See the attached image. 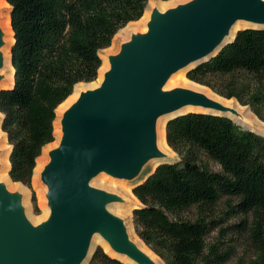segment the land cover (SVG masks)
<instances>
[{"label":"trees","instance_id":"obj_1","mask_svg":"<svg viewBox=\"0 0 264 264\" xmlns=\"http://www.w3.org/2000/svg\"><path fill=\"white\" fill-rule=\"evenodd\" d=\"M13 84L0 90L8 175L32 190L36 161L55 140L56 109L78 83L98 76V52L138 21L148 0H6ZM244 72L259 78L243 100L234 84L210 82ZM242 105L264 104V29H242L215 56L186 72ZM166 142L177 160L158 165L132 193L135 233L165 264H264V136L226 116L190 112L170 119ZM225 199L227 209L218 212ZM34 200V198H33ZM233 214H243L230 222ZM241 255L238 256L239 249ZM93 264H126L97 247Z\"/></svg>","mask_w":264,"mask_h":264},{"label":"water","instance_id":"obj_2","mask_svg":"<svg viewBox=\"0 0 264 264\" xmlns=\"http://www.w3.org/2000/svg\"><path fill=\"white\" fill-rule=\"evenodd\" d=\"M239 19L264 25V0H191L165 12L152 11L146 32L133 35L109 57L101 84L81 92L63 113L59 144L49 152L41 172L48 217L33 225L24 213L21 194L0 182V264H83L95 234L115 255L126 257V264H156L109 210L121 199L93 188L90 180L102 172L131 180L148 160L166 157L156 145V121L183 106L220 111L199 113L226 116L244 127L225 114L235 113L233 109L200 92L164 90L171 75L209 60L239 30L264 29L240 28L224 43ZM2 45L0 29V69ZM190 112L196 111L167 118L165 127L170 119Z\"/></svg>","mask_w":264,"mask_h":264},{"label":"bare ground","instance_id":"obj_3","mask_svg":"<svg viewBox=\"0 0 264 264\" xmlns=\"http://www.w3.org/2000/svg\"><path fill=\"white\" fill-rule=\"evenodd\" d=\"M148 1L149 2H147V6L145 8L143 16L138 21H134L136 24L133 25L132 23H134V22H129L126 26H124L122 29H120L115 34L110 47H108L106 49H102L98 52L99 57L101 58L102 64H101V67L99 68L97 78L90 83L81 82V83L76 84L74 86L72 94L64 102H62L58 106V108L56 109V117L54 120V137H55V140L52 143L47 144L46 146L43 147L41 155L36 161V167H35L34 175H33V179L35 182L39 178V173H40V170L42 168L41 160L44 157H46V155L48 154V148L54 147V146L56 147L59 144V141L61 138L60 120L62 118L63 113L78 99L81 92H84L86 90L95 89L101 84V82L103 80L104 73L109 67V62H108V57H107L106 52L110 51V48L112 49L113 46H116L115 45L116 39L119 36H123L127 33H130L132 31H136L138 29L141 30L143 33H145L147 30V22L149 21V18H150L152 11L155 9V10H158L159 12H165L167 9L172 8L171 6L174 3V1H172L170 3H162V2L157 1V0H148ZM1 3H5L6 7L4 9H2V8L0 9V28L4 32V40H5L4 45L1 47L2 67L0 69V74H1L2 78L0 80V87L8 85V84L11 86L13 84V75H14V68L11 64V56H10V49H11V46L14 42L13 31H12L11 26H10V5L6 2V0H0V4ZM245 27H264V25L254 24V23H251L249 21L241 20V19L236 20L233 23V25L231 26L228 35L224 39V43L227 41H230L234 37V35L238 29L245 28ZM185 71H186V69H181L178 72H176L175 74L171 75V77L167 80V82L164 86V90L172 87L173 85H180L186 89H190V90H193L196 92H200V93L204 94L206 97H208L209 99H211L215 102H218V103L222 104L223 106H226L229 109H233L235 111V113L227 111V112H225V114L230 115L234 120H236L237 122H239L245 126L253 127L255 125L254 124L255 120H257L258 122L261 123V121L258 120L257 118H254L255 120L251 119L250 110L247 109L246 107L242 106L238 102H236V100L234 101L233 99H227L225 97H221V96L213 93L212 91H210L208 88H206L202 85L196 84L190 80H187V78L185 77ZM4 88H6V87H4ZM188 111L220 113V111H217L214 109L202 108L200 106L186 105V106H183V107H181V108H179L173 112H170L166 115L159 117L156 121V145H157L158 149H160L162 152H164V154L168 155V153H174L173 150L167 144L166 139H165V121L169 117H172V116L179 114V113L188 112ZM0 134H2L4 137H6V134L2 130H0ZM0 141H1V139H0ZM6 144L8 146V149L7 150L5 149V150H3V152L0 153V161L3 164V166H1V168H0V172H1L0 181L5 182L7 189L12 190V191L15 190L18 192H22L24 190L22 189L21 184L19 182H12L11 179L6 176V174L8 175V169H9L8 168V165H9L8 154H9V148L11 147L9 143H6ZM164 158L165 157L150 159L145 163V167L150 168L154 165H157ZM5 164L7 165V168L4 170ZM125 209L127 210V207ZM125 209L123 210L124 212H125ZM129 212H127V213H129ZM48 214H49L48 209H45V212H44L42 217H40L38 219H32L30 222L33 225H37L38 223L42 222L43 219H46L48 217ZM132 240L143 252H145L147 255H149L151 257V259L156 264H164V262L150 248H148L144 244V242L142 240H140L137 236H132ZM97 243H100L103 250L105 252H107L110 256L117 257L119 260L124 261V262H129V260L126 257L115 255L111 251L108 244L98 234H95V235H93V237L91 239V246H93V244H97ZM83 264H85V262H83Z\"/></svg>","mask_w":264,"mask_h":264},{"label":"rangeland","instance_id":"obj_4","mask_svg":"<svg viewBox=\"0 0 264 264\" xmlns=\"http://www.w3.org/2000/svg\"><path fill=\"white\" fill-rule=\"evenodd\" d=\"M157 1H160L162 3H170L172 1H174V3L172 4L171 7H176L177 5L185 4L191 0H157ZM145 6H147V5H145ZM5 7H6L5 3L0 4V9L1 8L4 9ZM132 24L135 25L136 23L134 22ZM1 32H2V41H3V45H4L5 40H4V32L2 29H1ZM140 33H143V32L138 29L136 31H132L130 33H127L123 36H119L115 42L116 46H113L112 49L110 48V51L106 52L107 57H108V62H109L110 56L116 55L120 52L122 44L130 41L133 35L140 34ZM185 77H186V73H185ZM187 80H190V79L187 78ZM192 82L199 84V85H202V86L208 88L213 93L221 96L214 89H212L211 87H209L205 84H201V83H198L195 81H192ZM210 82L216 87V89L221 90V91H227L228 86L231 84H234L237 87V90H239V94L241 95L242 99L245 101L248 100V96H249L247 93L248 89L250 90L251 88H253V86H256L257 84H259L261 86V83H258L259 78L255 77L251 74L244 73V72L234 73L232 75L225 76L222 79L221 78H212L210 80ZM8 86H10V85L8 84L5 86H2V87H0V89H3L4 87H8ZM175 88H184V87H182L180 85H173L172 87H170L166 90H172ZM221 97H224V96H221ZM228 99H233L234 101L236 100V102L241 104L234 97L228 98ZM242 106H244L250 110L251 119L257 118L258 120L261 121V123H260L254 119L255 125L253 127L245 126V125H244V127L251 129V130H253V131L264 136V104H258V103L254 102L252 104H247V105H242ZM2 118H3V114L0 113V130H1ZM60 131H61V123H60ZM0 139H1V141H0V153H1V152H3V150L8 149V146L6 144V143H8V141L6 140L7 137H4L2 134H0ZM56 147L55 146L49 147L48 148V154L46 155V157H44L41 160L42 168H41L40 173H39V178H38V180H36V182L32 178V190L29 189L27 186L21 184L22 189L24 190L22 192H19L21 194V204H22L24 213H25V215L29 221H31L32 219H38V218L42 217L44 212H45V209H48V211H49L47 199H46L47 187L41 179V172L43 171L45 165L49 161V152ZM9 151H10V148H9ZM159 151H161V150L159 149ZM162 153L164 154V152H162ZM165 155H166V157L161 160L163 162H172V161L177 160V158H178L175 152L174 153H168V155L167 154H165ZM1 166H3V164L0 161V168H1ZM4 167H5L4 168V170H5L7 168V165L5 164ZM155 167H156V165H154L150 168L145 167V165H144L141 168V170L139 171V173L137 174V176L131 180L115 178V177H112V176H110L106 173H103V172L99 173L98 175H96L95 177H93L90 180L89 185L92 186L93 188L100 189V190H103L105 192L114 194L121 199L120 201L112 202L108 208L114 215H116L117 217H119L123 221V223L126 227L127 233L131 239H132V236H137L140 239V237L134 231V226H133V221H132V210L136 206L140 205V202L132 193V187L136 183L141 182L149 173H151L154 170ZM8 168H9V165H8ZM0 174H1V172H0ZM6 176L8 178H10L9 175L6 174ZM0 182L4 183V185L6 186L4 181H0ZM12 182H14V181H12ZM9 191L10 192H18L15 190L14 191L9 190ZM33 198H34V200H33ZM126 207H127V210L125 209ZM124 209H125V212L123 211ZM226 209H227V206L225 204V199H224L218 204L217 210H218V212H222V211H225ZM127 212H129V213H127ZM244 217L245 216L243 214H233V216L229 219V221L233 222V223L239 222ZM44 220L45 219H43V221ZM97 247L102 248L100 243L93 244V246H90L89 254H88L87 261L85 262V264H93L90 262V259H91V256ZM241 249L242 248L239 249L238 256L241 255V253H242ZM244 255L246 257H245L243 264H247L248 260L252 256V254H251V252H247ZM161 260L163 261V259H161ZM230 264H237L236 259H234L232 262H230Z\"/></svg>","mask_w":264,"mask_h":264}]
</instances>
